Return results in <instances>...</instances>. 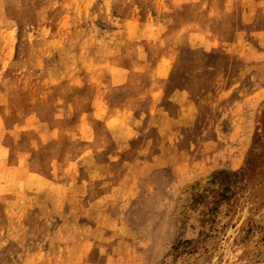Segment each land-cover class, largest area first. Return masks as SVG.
Masks as SVG:
<instances>
[{"label":"rangeland","instance_id":"rangeland-1","mask_svg":"<svg viewBox=\"0 0 264 264\" xmlns=\"http://www.w3.org/2000/svg\"><path fill=\"white\" fill-rule=\"evenodd\" d=\"M0 264H264V0H0Z\"/></svg>","mask_w":264,"mask_h":264},{"label":"bare ground","instance_id":"bare-ground-1","mask_svg":"<svg viewBox=\"0 0 264 264\" xmlns=\"http://www.w3.org/2000/svg\"><path fill=\"white\" fill-rule=\"evenodd\" d=\"M117 13V12H116ZM90 30V29H89ZM93 31V30H92ZM151 31H152V29H151ZM92 33V32H91ZM90 33V34H91ZM156 34V33H155ZM93 36V35H92ZM91 36V37H92ZM133 36V35H132ZM118 37V36H117ZM93 38V37H92ZM90 41V43L92 42V40H89ZM74 49V48H73ZM58 58V57H57ZM27 60V59H26ZM52 61H53V59H52ZM56 62V61H55ZM58 62V61H57ZM51 65V64H50ZM59 65V64H58ZM106 66V65H105ZM55 67H53V69H54ZM23 69H24V67H23ZM56 70V69H55ZM57 70H58V68H57ZM58 74H59V72H58ZM22 75V74H21ZM53 75H56V74H53ZM51 77H52V75H51ZM10 89V88H9ZM10 90H12V89H10ZM9 90V91H10ZM21 168V167H20ZM23 168V167H22ZM17 170V169H16ZM22 170V169H21ZM20 170V171H21ZM15 171V170H14ZM26 171V170H25ZM52 171V170H51ZM13 172V171H12ZM24 174H25V172H23ZM23 174V175H24ZM9 175V174H8ZM14 175V174H13ZM7 176V175H6ZM18 176V175H17ZM26 176V175H25ZM10 177V176H9ZM19 177V176H18ZM8 178V177H7ZM25 178V177H24ZM55 178V177H54ZM15 179V178H14ZM51 192V191H50ZM63 194V193H62ZM44 195V194H43ZM30 199V198H29ZM49 199V198H48ZM47 201V200H46ZM31 204V203H30ZM45 204V203H44ZM18 205H20V202H19V204ZM39 205V204H38ZM38 205H36V206H38ZM33 207V206H32ZM40 207H42L43 208V206L41 205ZM48 207V206H47ZM42 211V210H41ZM44 211V210H43ZM18 213V212H17ZM25 213V212H24ZM22 215H24V214H22ZM42 217H43V215H42ZM45 219H46V217H45ZM50 219V218H49ZM16 222H18V221H16ZM7 224V223H6ZM59 228V227H58ZM10 230V229H9ZM17 230V229H16ZM65 230V229H64ZM53 231V230H52ZM45 232H47V231H45ZM26 233V232H25ZM20 234V233H19ZM17 235V234H16ZM28 236V235H27ZM35 236V235H34ZM19 237V236H18ZM46 237V236H45ZM59 237V236H58ZM18 241V240H17Z\"/></svg>","mask_w":264,"mask_h":264}]
</instances>
